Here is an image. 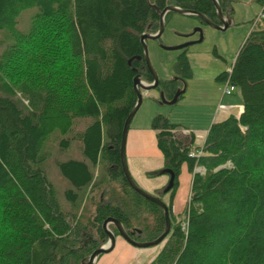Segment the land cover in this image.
I'll use <instances>...</instances> for the list:
<instances>
[{
    "label": "trees",
    "instance_id": "trees-1",
    "mask_svg": "<svg viewBox=\"0 0 264 264\" xmlns=\"http://www.w3.org/2000/svg\"><path fill=\"white\" fill-rule=\"evenodd\" d=\"M251 1L263 17L253 22L230 71L217 77L239 89L242 113L213 123L199 148L193 133L168 116L150 122L163 170L147 176L166 173L173 184L170 233L148 264H264V0ZM217 2L232 18L234 0ZM168 6L219 24L212 0H0V30L12 40L0 56L2 87L41 96L38 108H28L0 93V264H80L107 242L102 225L108 218L140 243L164 232L161 208L129 187L120 144L137 101L134 78L153 82L141 36L158 31V10ZM31 7L38 12L29 31H18L19 15ZM187 53L177 56L170 79L158 80L155 90L166 101L192 77ZM76 118L90 119L84 131L73 132ZM54 132L71 133L60 150L76 141L82 154L57 163L70 186L64 208L44 169L50 156L44 145ZM183 165L191 175L186 231L172 211ZM108 229L118 237L114 225Z\"/></svg>",
    "mask_w": 264,
    "mask_h": 264
},
{
    "label": "rangeland",
    "instance_id": "rangeland-1",
    "mask_svg": "<svg viewBox=\"0 0 264 264\" xmlns=\"http://www.w3.org/2000/svg\"><path fill=\"white\" fill-rule=\"evenodd\" d=\"M233 17L231 18V25L225 31H219L201 22V20L193 16H182L179 14H171L168 22L165 24L163 34L159 41L155 43L159 48L179 46L187 42H195L198 40L199 35L197 33L192 34L196 28H200L203 35V40L200 43H195L189 47L187 58L191 63L194 64V79L186 81L185 93L182 95L188 100H192L193 95L189 94L190 89L205 88L211 94L210 98H220L221 92L226 83L217 81V77L223 72H229L231 65L233 64L235 57L244 43V40L248 36L250 30L254 26L253 22L259 20L262 16V8L253 3L251 0H234L233 3ZM38 10L36 7L28 8L21 12L18 18L17 30L23 33H27L31 26V20ZM186 36V37H185ZM187 36H189L187 38ZM154 41H147L148 56L152 68L160 78L172 75L173 65L169 63V57L172 56L174 59L177 57V53L173 51H166L159 49ZM178 45H172L176 44ZM12 44L11 37L6 30H0V56L1 54ZM154 45V46H153ZM150 50L155 51L153 56L149 54ZM159 55V56H158ZM159 61V64L157 62ZM204 75V76H202ZM171 78V76H169ZM3 81H0V93L6 96H12L17 100H21L23 104L30 108L31 104L35 108H38L41 104V96H35L33 98L32 93L21 94L18 90H12ZM9 91H8V90ZM219 89V92H218ZM187 90V91H186ZM142 94V107L139 108V115H143L146 105L149 101L153 103L158 109V113L168 116L169 112H176L177 108L181 106L182 100L173 106H166L160 103L159 93L156 90L141 91ZM206 94V95H208ZM152 96L154 99H152ZM222 96V95H221ZM31 98H33L31 100ZM208 99V97H206ZM214 98V99H215ZM210 106V103L203 105V109ZM214 107V106H213ZM176 116L175 120L179 123L182 122L184 125L181 127L196 126L198 129L207 126L205 123L208 120V115L202 114L201 116H194L192 109L182 111L181 109ZM179 116L183 119L180 120ZM175 122V121H174ZM90 123L89 118H76L73 121V132H82L86 126ZM196 129V128H194ZM196 129V130H198ZM192 131V129H189ZM186 130L189 134L191 131ZM203 130V129H201ZM200 130V131H201ZM198 142L200 141V132L198 131ZM71 133L62 135L60 132H54L44 145L45 152H50L49 158L44 162V169L48 180L53 184L56 189L58 200L62 208L67 207L68 203L64 197V192L70 188L67 180L61 175L57 163L68 159L82 160V154L80 150V142L72 141L69 150L62 151L59 148L60 140L68 138ZM156 140V137H155ZM128 141V135L126 144ZM202 142V141H201ZM154 149V148H153ZM154 152L151 153L147 158L136 157L137 153H133L130 147L125 148L126 163L129 173L135 183L143 191L151 196H154L165 204L169 203V193L164 190V193H158V190L166 189L169 183L170 176L166 173L159 174L157 176H147L148 173L153 171L163 170V158L160 151L155 144ZM201 168V167H199ZM101 166L97 167L94 171L95 178L101 174ZM136 171H140L137 173ZM196 172L204 173L196 169ZM179 184L176 190L177 200L172 209L174 215H176L179 222L184 223L183 212L185 210L191 188V175L189 174L186 165H183L180 170ZM91 187H89V190ZM84 205L87 207L88 212L92 210L91 203L88 198L85 200ZM184 220V221H183ZM156 247V246H155ZM149 247L145 249L134 248L126 244L120 238L117 239L116 247L113 252L108 255H101L98 259L97 264H148L159 251L158 247ZM109 256V259H104ZM104 259V260H103Z\"/></svg>",
    "mask_w": 264,
    "mask_h": 264
},
{
    "label": "water",
    "instance_id": "water-1",
    "mask_svg": "<svg viewBox=\"0 0 264 264\" xmlns=\"http://www.w3.org/2000/svg\"><path fill=\"white\" fill-rule=\"evenodd\" d=\"M212 1H213L214 6H215L216 15H217V18H218V21L220 24L212 23L211 21H209L207 19V17L205 15H203L201 13L191 11V10H183V9H180V8L174 7V6H168L160 12V23H159V29H158L157 33L155 35H151V34L146 33V34H143L141 36V43L143 45V51H144V54H143L144 60H145L146 66H147V68H148V70H149V72L153 78V82L151 84L144 83L141 80V77L139 75L134 78V90H135V93L137 96V101H136L134 108L132 109V111L128 115V117L124 123V126H123L122 139H121V144H120V160H121V167H122L123 175H124L128 185H129V187L136 194L140 195L144 199H146V200L156 204L157 206H159L161 208V210L163 211L164 218H165L164 232L162 233V235L160 237H158L154 241L140 243V242L134 241V240L129 238V236L126 234L123 226L121 225V223L119 221H117L113 218H108L103 222V225H102V228H103L105 234L107 235V242L105 244L101 243V245L90 255V257L83 259L80 262V264H96L98 261V258L101 255H105V254L108 255L109 253L114 251V249L116 247V236L108 229V226L110 224L115 226V228L118 231L119 237H121L124 241H126L132 247H135L138 249H145V248H149V247L158 246L170 233L171 223H170V217H169V211H168L167 204H165L160 199L149 195L148 193L143 191L141 188H139V186L135 183V181L133 180V178L131 177V175L129 173L127 163H126V157H125L127 134L129 131L131 121H132L133 117L135 116L136 112L139 110V108L142 104L141 91L155 90L157 87V84H158V80H159L156 72L154 71V69L151 66L149 56H148V48H147L146 41L147 40L156 41V40L161 38L163 31H164V28H165L164 17L167 13H175V14H179L182 16L198 17L206 25H209L210 27L217 29V30H220V31H225L231 25L232 20L229 18H226L222 14L217 0H212ZM154 8H156V7L154 6ZM158 12H159V10H158ZM195 33H197L199 35V38L197 41L187 42V43H184V44L179 45V46L163 47V49L168 50V51H180V50L186 49V48L194 45L195 43L202 42L203 35H202L201 29L196 28L192 34H195ZM184 93H185V88L182 90H178L175 93V95L173 96V99L170 101H166L164 99L163 95L159 94L160 103L163 105H166V106H173V105L178 103L179 97L181 95H183ZM172 184H173V176L170 175L168 186L165 189L166 192L169 191V189L172 187Z\"/></svg>",
    "mask_w": 264,
    "mask_h": 264
},
{
    "label": "crops",
    "instance_id": "crops-1",
    "mask_svg": "<svg viewBox=\"0 0 264 264\" xmlns=\"http://www.w3.org/2000/svg\"><path fill=\"white\" fill-rule=\"evenodd\" d=\"M153 44H155V46H157V48H159V46L155 43V41ZM172 45H178V43L172 44ZM159 49H163V48H159ZM189 50H188V52H189ZM166 51H168V50H166ZM154 52L155 51L150 50V52H149V54H151L150 56H153ZM173 52H176L177 56L180 53V51H173ZM175 60L176 59H174V57H172V56L169 57V63L171 65L174 64ZM157 62L159 64L158 60H157ZM189 64H190V67L192 70V79H194V77H195L194 66H193L194 64L191 63V60L189 61ZM173 75H174V73L172 72V75H167L166 77H162V78H160V76H159L158 79L168 80V79H170L169 76L172 77ZM202 76H204V75H202ZM223 89H221L222 90V92H221L222 96L220 95V98H215V97L210 98L211 94H208L210 92L206 91L205 88H195L193 90L190 89L189 94L193 95L192 100H188L184 96L181 98V100H182V102L180 103L181 106L178 107L177 110L181 109V112L182 111L189 112V110L192 109V114L194 116H201L202 114H205V113L208 115V120L205 123L207 126L201 127L200 129H198L196 126H194V128H196L198 130L191 128V127H188V128L183 127L182 128V130L185 133H187L186 130L192 129V131L191 130H189V131H191V133H193V135H194V145L193 146L195 148H199L203 145V143L206 139L208 130L213 123L220 122V121L228 118L229 116L238 117L243 111L242 99H241V94H240L239 89H237L235 92H233L231 95H228V96H225L223 94ZM218 92H219V89H218ZM206 94H208V95H206ZM206 97H208V99ZM152 99H154L153 96H152ZM208 103H210V106L207 107L206 109H203L202 108L203 105H207ZM156 106L157 105H155L153 103V101H149L146 105V109H145L143 115H141V114L139 115V113H138L140 111V109H139L131 121L129 131L127 134L128 135V141H127L126 145H127V147H130V149L133 153H137L136 157L146 159L147 156H149L151 153L154 152L153 150L155 149V144H156L155 132L150 129V122H151L152 118L155 115H157L156 113L159 112L158 109L156 108ZM141 107L142 106H140V108ZM177 110H176V112H169L168 117L172 123L183 126L184 124L182 122L179 123L178 121L175 120V116L177 114H179L178 113L179 111H177ZM179 118L181 121H183V119L180 116H179ZM201 129H203V130H201ZM198 131L201 134L199 142H198V135H199ZM136 172L140 173V171L139 172L136 171ZM176 200H177V194H175V197L173 200V207L175 205ZM118 238H120V237H117V239ZM117 239H116V242H117ZM121 240H123V239H121ZM104 259H109V256L105 257Z\"/></svg>",
    "mask_w": 264,
    "mask_h": 264
},
{
    "label": "built area",
    "instance_id": "built-area-1",
    "mask_svg": "<svg viewBox=\"0 0 264 264\" xmlns=\"http://www.w3.org/2000/svg\"><path fill=\"white\" fill-rule=\"evenodd\" d=\"M235 90H236V87L233 86V85H231L228 81H226V85H225V87H224V89H223V94H224L225 96H228V95H231L233 92H235ZM199 155H201V152H200V151L197 152V153H190V154H189L190 157H196V156H199ZM197 170H199V171H200V170L203 171L202 168H197ZM182 229H183L184 231H186V229H187L185 222L182 223Z\"/></svg>",
    "mask_w": 264,
    "mask_h": 264
},
{
    "label": "flooded vegetation",
    "instance_id": "flooded-vegetation-1",
    "mask_svg": "<svg viewBox=\"0 0 264 264\" xmlns=\"http://www.w3.org/2000/svg\"><path fill=\"white\" fill-rule=\"evenodd\" d=\"M165 9V8H164ZM163 9V10H164ZM162 11V10H161ZM161 11H159V23H160V12ZM167 14H169V13H167ZM167 14L165 15V17L167 16ZM173 14V13H172ZM165 17H164V25H165ZM226 18H228V17H226ZM229 19H231V18H229ZM202 22V21H201ZM220 24V23H219ZM159 29V28H158ZM220 31V30H219ZM157 33V32H156ZM155 33V34H156ZM146 34V33H145ZM155 34H151V35H155ZM186 37V36H185ZM189 36H187V38H188ZM160 39H158V40H156V41H159ZM147 41H149V40H147ZM147 41H146V44H147ZM187 49V48H186ZM188 50H189V47H188ZM182 50H180V52H181ZM185 89H186V87H185ZM118 237H119V235H118ZM121 238V237H120ZM116 239H117V237H116ZM122 239V238H121ZM125 243L126 244H128L126 241H125ZM129 245V244H128ZM131 246V245H130ZM135 248V247H134ZM101 257V256H100ZM100 257L98 258V259H100ZM97 264V263H96Z\"/></svg>",
    "mask_w": 264,
    "mask_h": 264
},
{
    "label": "clouds",
    "instance_id": "clouds-1",
    "mask_svg": "<svg viewBox=\"0 0 264 264\" xmlns=\"http://www.w3.org/2000/svg\"><path fill=\"white\" fill-rule=\"evenodd\" d=\"M225 83H226V81H225ZM236 90H237V88H236ZM236 90H235V91H236Z\"/></svg>",
    "mask_w": 264,
    "mask_h": 264
}]
</instances>
